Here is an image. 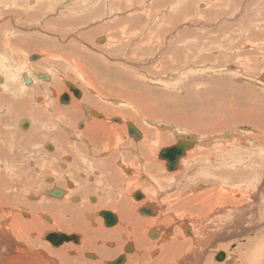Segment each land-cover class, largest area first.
Returning <instances> with one entry per match:
<instances>
[{
	"label": "rangeland",
	"instance_id": "obj_1",
	"mask_svg": "<svg viewBox=\"0 0 264 264\" xmlns=\"http://www.w3.org/2000/svg\"><path fill=\"white\" fill-rule=\"evenodd\" d=\"M0 1V22L1 24L4 22L6 28L12 27L8 44L22 46L28 43L29 38L31 39L30 47L49 52V49L53 51L46 56L45 54L41 55V53H38L39 59L25 61V55L31 57L37 54L31 53L29 55L20 48L1 46V43H3L2 39L5 36L3 35V31H0V35H3L0 38V79L3 80V83L4 80H20L24 82L23 79L26 76L32 80V84L28 86L26 84L25 89H22L23 86L20 84L18 87L15 86V88L9 89L13 91L11 95L12 102L24 97L22 100L26 99L31 104L29 107L31 111L30 115L23 116L22 118H12L9 122L2 125L3 128L17 132L20 125V130L22 131L29 132L33 130L37 134H45L46 137L57 130H61L65 138L70 139L69 142L87 147L86 139L82 138L81 140L80 137H77V134L75 137L73 130L75 131L76 121L78 123L77 131L83 129L82 124L86 126L89 122H93L89 120V117L92 116L90 111H98L105 115L103 122L107 130H111L113 126L119 127L120 120H125V123H131L140 132L141 138L134 140L130 137L127 132V125H122L126 129H122L124 134L120 135H123L124 140L130 137L133 140V144H137V142L142 143L144 139V132L136 124V121L142 123L145 128L156 130L159 133L156 138L165 134L168 138L167 144L155 145L156 150L153 157H151L152 162L157 167L160 166V163L165 165L164 161L158 159L161 149L174 145L179 140H190L194 141L195 144L187 152L201 150L209 153L212 159L218 161V164L214 168L212 166L206 167L204 164L201 170L211 171L214 174L212 180L223 185L226 190L231 187L235 190L231 192L238 191L237 193H239L241 198L244 195H246L244 197H247V192L252 195L264 192V146L260 148L253 139V136H261V133L251 123H246L251 121L249 119L252 113V111L249 112L251 108L256 116H258V113L264 116V82L260 79L264 75V60H262V58L264 59V0ZM48 20L53 21H51V24L46 25ZM45 25L54 31L50 30L51 32H47L44 29ZM61 35H64V38L66 37L63 41L58 39ZM99 39H105L106 41L104 40L103 43H99ZM99 46L102 47L99 48ZM42 60L48 63L47 66L43 67V70L34 65ZM71 62L76 63L77 69H71V67L75 68ZM57 64L60 66L58 65V67ZM84 69L87 71L85 72ZM39 75H47L49 79L40 80ZM58 80L61 81V85H58L56 89L55 86ZM42 83L50 85L45 87L41 85ZM93 84H95L99 91L102 90L101 94L95 90ZM67 85L78 89L81 97L75 98ZM32 86L33 88L27 93V88ZM39 88H44V90H40ZM92 90L94 93H91ZM63 94L71 97L70 101L66 104H61L59 101ZM251 96L252 98H250ZM85 97L97 100V107L94 108L93 104H86L84 102ZM230 97L239 102H234ZM131 98H136L138 108L129 101ZM229 99L232 101L230 102ZM221 100L224 104L223 102L218 103ZM49 103L51 105H48ZM114 103L117 105H114ZM69 104L70 106L78 104V111H72V113L68 114L57 112L60 108L70 107L68 106ZM220 104H223V106L220 107ZM45 106H49L47 108L48 114L45 115L48 121L43 120V124H38V120L35 119L37 117L33 115H42L38 114V112L41 113L38 110L43 111ZM243 106L249 108L245 109ZM51 108L55 110L53 111ZM111 108L115 109V114L106 113ZM243 109L244 111H242ZM239 110L241 113L244 112L243 115H241ZM222 111L224 114L221 113ZM7 113L8 111L4 109V111L0 112V115L7 116ZM233 113L234 116L231 117ZM12 114L16 113L12 112ZM237 115L241 116L238 117ZM42 116L44 117V115ZM105 120H110V122H106ZM116 120L119 123L114 122ZM223 121L226 130L218 129L221 126L220 124H223ZM24 123H29V127H22L21 124ZM185 123H188V125ZM79 124L82 125L81 128H79ZM237 137L240 139L243 137L242 139L247 145L243 147L240 143L241 141L239 144ZM112 138L114 139V137L110 138L111 141ZM218 138L222 139L220 144L228 145L232 150L246 148L247 151H240L239 153H242V155H233L235 157L232 158V155H220L218 157L217 152L214 153ZM198 140L202 141V144ZM31 143L32 146L30 143L28 145L31 149L21 158L22 163L24 160H27L26 164L28 168H19V172L11 171L8 176H11V181H13L14 176L18 175V173H31L33 177L39 179L43 187L52 186V189L42 190L40 184L28 183L31 181L30 176H22V180L11 182L16 194L20 195L26 203L34 205L32 203L33 200L29 196L33 194L39 199L50 195V191L55 186V184H52V180L60 179L62 183V186L59 188L60 192H64V197L68 201L73 202L72 200L78 197L69 196L68 192L64 190L66 185L65 180L67 178L68 183L71 184L74 183L72 182L73 180H76V185L81 187L88 180L84 179L85 174L79 171V176L77 177L68 176L62 167L58 168L57 165L59 164H56L54 160H52L50 166L45 165V168L41 163L36 161V164L40 168H44L42 171L37 166L32 167L29 161L38 159L36 155H40L41 152L46 150L44 148L45 145L53 147V142L31 141ZM114 146V144H110L106 149H113ZM84 149L82 148V150ZM73 152L72 150L67 152L70 158ZM92 152L94 151L92 150ZM12 154H17L14 148L12 149ZM185 158L186 155L179 160L180 165L175 171L168 172L165 169L166 173L175 174V172L179 171L178 168ZM40 160L42 162V159ZM203 160L207 159L204 158ZM20 163H18V166ZM59 163L63 162L60 161ZM198 163H201V161H198ZM190 170L192 171V169ZM214 170H216L215 173ZM0 171L4 172V167ZM89 174H94V171H89ZM129 174L127 172V175ZM239 177L240 180H238ZM45 178H48V182L45 181ZM160 178L162 179V177ZM173 179L174 182L172 184L167 185L166 183L157 193L158 201L162 207H167L170 201L174 203V199H166L164 196L166 194L170 195V190H173L174 187L180 189L181 195L179 196V200L185 199L183 203H187V199H189L187 197L188 194L193 195L197 190V188H187L179 175L173 177ZM185 183L188 185L189 181ZM98 185L99 182H96L95 187L97 188ZM211 186L209 184H198V191H204ZM57 188L58 185L55 189L57 190ZM255 202L256 200L252 198L244 200L242 202L243 205L223 204L228 206L227 212L237 213L239 206H252ZM218 207L219 205L214 206L208 214ZM29 210L30 208L24 206L12 207L8 212L9 215H0V220L6 223L11 216L15 214L19 216L18 213ZM186 211V209H182V212L187 213ZM162 212H165L164 209ZM178 212L180 213L181 211L174 212V214L178 216ZM91 214L96 216L95 213L91 212ZM208 214L196 218L201 219ZM30 215L32 216V212H30ZM46 215L51 219L48 213H39L37 217L44 222L42 217ZM171 215L172 211L167 210L166 217L170 218ZM237 215L238 218L245 220L244 213H237ZM67 216L66 214L64 217L67 218ZM154 217L156 218V214ZM19 218L22 219L20 216ZM85 219L94 227V223L91 221L92 217L85 216ZM99 219L101 220L100 217ZM99 219H97V222H99ZM177 220L182 221L180 218H176L172 222L174 223ZM232 220L235 219L233 218L231 221L229 219L225 220L227 223L224 224V227L230 225ZM172 224L169 223L168 225L173 226ZM164 226L163 224H158L149 227L146 234L150 242L156 240L153 235V229L157 228L160 233H163L166 231ZM194 231L192 233L193 237L190 240L200 236L196 230ZM82 233L83 236L86 234V232ZM38 234L42 243L46 244L47 241L44 237L47 233L38 232ZM185 234L191 238V235L187 232ZM256 234L257 231L254 229V234L250 232L243 233L240 236L234 224L230 231H224V237L220 241L214 246L207 247L208 253L200 256V262L205 264L207 257L211 255L212 259L210 261L214 264H239L241 257L233 255V250L237 249V243L241 242L243 244L245 240ZM72 235L82 237V234L76 232ZM125 241L130 243L129 245L134 244V238L132 237L125 238L124 241H121V245ZM219 244H223L225 247L228 246V250L215 249ZM104 246L109 247V245ZM159 248V245H156V248H154L157 251L156 256L152 255L151 251L145 255L143 251L140 252L134 248L132 251L136 252L134 254L135 257L128 259L127 263L125 262L124 264H143L145 261H154L161 255ZM124 249L119 254L122 253L124 256H127ZM31 250L41 252L38 248ZM194 251V247L188 253L184 251V254L179 257L180 263L192 264L187 259ZM217 253H223L224 255L221 262L216 261ZM96 254L101 258L102 264L112 261L111 259L106 261L107 257L102 256L98 252ZM69 256L73 258L74 253H69ZM46 257L48 256L46 255ZM50 260L57 263L56 259L50 258ZM67 262L68 260L66 259L65 263ZM78 264H85V262H80L79 260Z\"/></svg>",
	"mask_w": 264,
	"mask_h": 264
},
{
	"label": "bare ground",
	"instance_id": "obj_2",
	"mask_svg": "<svg viewBox=\"0 0 264 264\" xmlns=\"http://www.w3.org/2000/svg\"><path fill=\"white\" fill-rule=\"evenodd\" d=\"M53 20H48L46 25L51 24V21ZM46 25L44 26V29L47 30V32H49L50 30L54 31L53 29H51ZM5 28L6 26L4 22L2 24L0 22V31H3V35L5 36V38L2 39L3 43H1V46L4 47L8 46L9 48L10 47L20 48L29 55H31V53L37 54L33 57H28L27 55H25L24 56L25 61L26 60L28 61L29 59H39L40 56L38 55V53L39 54L41 53V55L45 54L46 56L48 55V53L53 52L51 51V49H49L50 50L49 52V51L41 50L39 48L30 47L31 39L29 38H28L29 40L28 43L25 44L26 46L24 44L22 46L21 45L14 46L11 43L8 44L9 35L12 27L9 26V28L8 27L6 29ZM3 35H0V38ZM57 38L56 40L59 39L60 41L61 40L63 41L66 37L64 38V35H61V37H59L58 39ZM104 40L99 39L98 42L103 43ZM48 41L47 43L50 44ZM101 47L102 46H99V48ZM262 60L264 59L262 58ZM71 64L72 66L75 67V68L71 67L72 70L77 69L75 62H71ZM34 65L35 67L43 70V67L47 66L48 63H45V61L42 60L41 62L36 63ZM58 65L59 64H57V66ZM86 71L87 70H85V72ZM262 77H264V75H262ZM29 79L32 82L31 78ZM48 79L49 77L46 75L45 80ZM58 85L59 86L61 85L60 80L56 82V86H55L56 89ZM93 87L95 88V90H97V92H100L101 94L102 90L99 91V89L95 86V84H93ZM32 88L33 86L28 88L27 92H29V90H31ZM22 89L25 88L22 87ZM12 93L13 91L9 90L7 87L0 88V108L9 107V108L17 109L18 112L24 109L20 113L11 114L13 118L15 117L22 118L23 116L30 115L31 111L28 106L29 104L28 101L26 99L22 100L24 98H20L19 100L12 102L13 101L11 96ZM91 93H94L93 90ZM231 98L233 100V97H230V99ZM250 98H252V96ZM232 100H230V102ZM129 101H131L132 104L137 107L138 102L136 98L135 99L131 98L129 99ZM233 101L236 102L238 100L236 101L233 100ZM84 102L90 105L93 104L92 106L94 108L97 107V103H98L97 100L93 98L91 99L89 97H85ZM222 102L223 101L221 100L218 103H222ZM215 103H217V101H215ZM70 104L68 106H70ZM223 104L222 105L220 104V107L223 106ZM114 105L117 104L114 103ZM78 108H79L78 104H72L68 108L66 107L60 108L59 110H57V112L68 114V113H72V111H78ZM54 110L55 109H53V111ZM110 111L107 110L106 113L107 114L116 113L115 109L113 108H111ZM242 111H244V109ZM251 111L252 113L249 118L251 119V121H248L246 123L247 124L251 123L257 130L260 131L261 136H253V139L255 143L259 145L260 148H263L264 116L261 113H258V116H256L252 108L249 109V112ZM93 112L99 114V115H94L95 117L100 116L101 119L102 118L104 119L105 115L103 113L101 112L99 113L98 111L91 110L90 111L91 115ZM221 113H223V111ZM234 113L233 115L231 114V117L234 116ZM243 113H241V115H243ZM38 114L44 115V117L40 115L41 121L42 120L48 121V118L47 119L45 118V114L42 111L41 113L38 112ZM33 116L38 117L37 115H33ZM244 119L246 120V118ZM89 120H92L93 122L87 124L86 126L83 125L82 132H77L76 127H75V131L73 130L75 137L77 134V137H80L81 140L82 138L86 139V143H87V147H86L85 145L78 146L69 142L70 139L65 138V135H63L61 130L60 131L57 130L54 133L52 132L53 134H49V136L46 137L45 134L44 135L41 133L37 134L36 131L33 130H30L28 133H23L20 131V125H19V130H17V132L14 133L15 139H11L8 137L10 135V130L3 128L2 125L5 124L6 122H4L2 117L0 116V169L4 167V172L0 171V215H4V214L6 216L9 215L8 213L9 210L12 207H16V206H21V207L24 206L30 208L29 211L32 212V216L30 215L29 211L18 213L22 219H20L19 216L15 214L11 216L6 223L0 220V264H57V263L78 264L79 260L80 262H85V264H102L101 258L97 256L96 252H98L102 256L107 257L106 261H109V259L114 261L117 260L118 257L119 258L123 257L122 264H124L125 262L127 263L128 259H132L133 257H135L134 254L136 253L132 251L131 253L127 254V256H124L122 253L119 254L121 251H123V247L127 242L125 241L123 245H121V241H123L122 238L125 236L134 238V242H133L134 245L133 246L131 245L132 250L135 248V250H139L140 252L143 251V254L145 253V255L146 253H149L151 251L152 255L156 256L157 251L154 248H156V245L160 246L159 248V250L161 251L160 257L154 261L151 260L145 261L143 264H181L179 257L184 254V251L188 253L192 247H194L195 251L187 259V261L192 262V264H202L200 262L201 261L200 256L208 253L207 247L214 246L218 241H220L224 237V231H230L234 224L237 227L240 236L243 233L252 232V234H254V229L257 231L256 235L245 240L243 244L241 242L237 243V249L233 250L234 253L233 255H237L238 257L239 256L241 257L239 264H264V229H263L264 228V224H263L264 223L263 220L264 192L262 194H256V195H252L251 193L247 192V197H244L246 196L244 195L241 198L239 193H237L238 191L231 192V191H235L231 187L230 189L226 190L225 187H223V185L217 183V181L212 180L214 174L211 173V171L205 169L201 170L204 164L206 167L212 166V168H214L215 165L218 164L217 163L218 161L212 159L209 153H206L201 150L198 151L193 150L190 152H186L185 154L186 158L182 160L180 166L181 168L180 167L178 168L179 171L175 172V174L173 173L168 174L165 171L166 163L165 165L160 163V166L157 167L156 164L152 162V158H151L153 157L156 150L155 145L157 146V145L167 144L166 142L168 141V138L165 134L164 135L160 134L161 136L156 138V136L159 135V133L156 130L145 128L142 123L136 121V124L144 132V139L142 138L143 139L142 143L137 142V144H133L132 143L133 140L130 139V137L128 138L126 136L127 138L124 140L123 135L122 136L120 135V134H124L122 129H126L125 127H122V125L123 126L127 125V123L124 122L125 120L122 121L119 119L120 120L119 127L121 128L113 126L111 130L110 129L107 130L105 128L106 125H104L103 121L94 120L92 117H89ZM105 121L110 122V120H105ZM114 122L119 123L118 120ZM185 124L188 125V123ZM180 125L182 126V124ZM220 125L221 126L218 129L226 130L224 121L223 124ZM106 134H108L107 135L108 137L106 136ZM19 137L21 138L20 151L19 149L14 148L17 154L8 153L7 151L9 149L10 144L7 143L16 142L19 140ZM111 137H114V139L112 138V141L110 140ZM238 137H237V142L239 143L241 141L240 143L242 144L243 147H245L247 144L242 139L243 137H241V139ZM29 140H31L32 142L52 141L56 145L55 153L54 151H48L47 149L45 150V153L48 154V157H45L43 162L51 163L52 160H54L56 164L57 163L60 164V167L65 168V172L68 174V176L77 177L79 176L78 175L79 171L85 174L84 179H88V180L81 187H78L76 185L75 182L76 180L72 181L74 182L72 183L73 185L71 183H68L67 178L65 180L66 185L64 187L65 188L64 190L68 192L69 196H78L80 198V201L70 202L65 197H63L64 192H60L59 189V187L62 186L61 182L58 183L59 185L55 182L56 187L58 185V188L57 190L56 189L53 190V191H58L57 193L58 197H55L53 195H46L37 199L35 195L33 194L30 195L29 197H31L30 199L33 200L32 203L34 205L26 203V201L23 198H21L20 195L16 194L15 190L12 187L11 182L22 180V176H30L31 181L28 183H38L40 184V188L42 190L52 189L51 186L46 188L43 187L42 183L39 182V179L33 177L31 173H27V172H24L22 174L18 173V175L14 176L13 181H11V176H8V174L11 171L19 172L18 163L21 162V156L23 154L25 155L31 149L30 147H28L29 143L32 146L31 141ZM221 140H222L221 138H218L216 140V147L214 148V153L217 152L218 157L220 155H224V156L232 155L231 156L232 158L235 157L233 155H242V153H239L240 151L241 152L247 151L246 148H241V149L238 148L232 150L230 149V147H228V145L226 146L225 144L223 145L220 144ZM199 142L202 144V141ZM110 144L115 145L113 149H106ZM13 146H15V144H13ZM82 148H85L84 149L85 151L82 150ZM70 150L74 151L71 154L72 155L71 159L69 158L67 153ZM92 150L94 152H92ZM49 155L53 158L52 160H50L51 158L49 157ZM204 158L209 161L203 160ZM60 161H62L63 163H59ZM198 161H201V163H198ZM23 163L26 164L27 160H24ZM179 165L180 164L178 162L177 167ZM13 167L16 168L13 169ZM190 169H192V171ZM89 171H94V174H89ZM127 171L131 172L130 176L127 175ZM215 172L216 170H214V173ZM177 175H179L182 178V182L185 184L187 188H191V189L197 188V190L193 195L188 194L187 197L189 199H187V203H183L185 200H181V199L179 200V196L181 195L180 189L174 187L173 190H170V195L167 194L164 195L166 199H174V203L170 201L167 207H162L158 201L157 193L159 192V189L166 183L167 185L172 184V182H174L173 177H176ZM160 177H162L163 180ZM84 179H79V180H84ZM238 180H240V177L238 178ZM186 181H189L188 185L185 183ZM96 182H99L97 188L95 187ZM197 182L198 184H209L212 186L204 191H198L199 187L198 184H196ZM137 194L140 195L139 198ZM90 196L95 197L96 200L89 201ZM252 198L256 200L254 205L252 206L244 205L238 207L237 213L238 214L244 213L245 220H242V218H238L236 212L235 213L227 212L228 206L223 204V203H228L234 206L238 204L243 205L242 202L244 200L252 199ZM36 199L37 201H35ZM216 205H219V207L213 210L210 214H208L212 210V208ZM145 208H147L148 210H146ZM163 209L165 212H162ZM182 209H186L187 213L182 212ZM103 210L110 211V213L116 215L117 221L115 226L106 227L103 223V219L100 217L101 218L100 220L98 217L94 220L93 222L94 227H92L90 223L86 221V219L83 216L85 212L99 213ZM167 210L172 211V215L170 218L166 217ZM141 211H144L145 214L143 215ZM177 211H181L180 213L178 212V216L174 214V212ZM39 213H48L52 220L49 219L47 215L43 216L42 219L46 223L45 224L37 217V214ZM66 214L68 215L67 218L64 217ZM155 214H156V218L154 217ZM205 214L208 215H206L204 218L201 219L196 218L198 216H202ZM176 218H180L182 221L177 220L173 223L172 220H175ZM233 218L235 220H232L230 225L224 227V224L227 223V221L225 220L229 219L231 221V219ZM97 219H99V222H97ZM169 223L171 224L173 223L172 224L173 226H169L168 225ZM158 224L165 225L164 228L166 229V231L160 233L159 229L157 228L153 229V233H154L153 235L156 240L150 242L146 232H148L149 227L156 226ZM54 230H57L58 232ZM194 230H196L200 234V236L193 240H190L193 237L192 233L195 232ZM38 232L40 233L42 232L43 234L47 233L44 237L47 241L46 244L45 243L43 244L42 241L39 239ZM71 232L80 233L82 234V237L73 236L72 234L74 233ZM82 232H86V234L83 236ZM185 232L191 235V238L190 236L186 235ZM48 234L49 236H47ZM52 235L53 237L49 238ZM64 236L66 237V240L62 239V237ZM62 242L65 244H61ZM110 242L115 243L114 245L115 247L113 249L111 247L113 245L111 244H110L111 246H109L111 248L104 246L106 245V243H110ZM49 243L52 244V246ZM34 248L40 249L41 252L32 251L31 249ZM215 249L218 250L224 249L225 251H227L228 246L225 247V245L219 244L215 247ZM90 251H96V252H90ZM69 253H74V257L71 258L69 256ZM219 254L221 253L216 254V258L218 257ZM46 255L48 257H46ZM49 257L56 259L57 263L55 261L54 262L51 261L52 259L50 260ZM66 259L68 260L67 263H65ZM211 259L212 256L209 255L207 257L205 264H214L212 261H210Z\"/></svg>",
	"mask_w": 264,
	"mask_h": 264
},
{
	"label": "water",
	"instance_id": "obj_3",
	"mask_svg": "<svg viewBox=\"0 0 264 264\" xmlns=\"http://www.w3.org/2000/svg\"><path fill=\"white\" fill-rule=\"evenodd\" d=\"M42 78L45 79V77H42ZM261 81L264 82V77L261 78ZM28 82H29L28 79H25V83L27 84ZM67 87L69 91L74 95L75 98L78 99L81 97V93L78 89L70 85H67ZM59 101L61 104H66L68 102V95L63 94L60 97ZM25 126L26 125L23 124V127ZM127 132L129 136L132 137L134 140H138L141 138L140 132L129 122L127 123ZM194 144H195L194 141L179 140L174 145L161 149L158 154V159L166 163V170L168 172H173L176 170L179 160L185 156L186 152L190 150L194 146ZM54 196L58 197V194L55 193ZM137 196L138 198L140 197L139 194H137ZM101 213H102V218L105 221L106 227L115 226L116 221H117L116 215L111 214L109 212H101ZM141 213L143 215L145 214L144 211H141ZM52 237L53 235L50 236L49 238H52ZM62 239L66 240V237L64 236L62 237ZM124 251H125V254H129L130 252H132V246L128 245L124 249ZM223 258H224V255L221 253L216 258V261L221 262ZM122 263H123V257H120V258L118 257L117 260L110 261L108 264H122Z\"/></svg>",
	"mask_w": 264,
	"mask_h": 264
},
{
	"label": "flooded vegetation",
	"instance_id": "obj_4",
	"mask_svg": "<svg viewBox=\"0 0 264 264\" xmlns=\"http://www.w3.org/2000/svg\"><path fill=\"white\" fill-rule=\"evenodd\" d=\"M31 57H33V56H31ZM42 76H45V75H40L39 76V79L40 80H42V78H40V77H42ZM46 77V76H45ZM25 79H28L29 80V82L27 83V86L28 85H30V84H32V82L30 81V79L28 78V77H24V79H23V81L24 82H21L20 80L19 81H10V80H4V83H3V80L2 79H0V83H2V84H0V88H4V87H7L8 89H13V88H15V86H17L18 87V85L20 84V85H22L23 86V88H25L26 86V83H25ZM43 80H45V79H43ZM42 86H49L50 84H44V83H42L41 84ZM29 88V87H28ZM27 88V89H28ZM40 90H44V88H39ZM28 93V92H27ZM24 98V97H23ZM70 101V98H69V96H68V102ZM52 103V102H51ZM48 105H50V103L48 104ZM28 106L30 107L31 106V104H28ZM49 106H45L44 107V110L42 111V110H38V111H42L45 115H47L48 113V108ZM4 109L5 110H7L8 111V113H7V116H2V115H0L1 117H2V119H3V121L4 122H9L13 117H12V112H14V113H20L21 111H23V110H21L20 112H18V110L17 109H13V108H9V107H7V108H0V112H2V111H4ZM94 115H99V114H97V113H95V112H93L92 113V118L94 119V120H97V121H103V118L101 119V117L99 116V117H95ZM46 118V117H45ZM36 120H38V124H43V120L41 121V117L40 116H38L37 118H35ZM91 122H89L88 124H90ZM26 126L24 127V128H28L29 127V123H24ZM77 121H76V125H75V127L77 128ZM82 125H84V124H82ZM82 125H80L79 124V128H81V126ZM21 126L23 127V124H21ZM5 129H8V128H5ZM9 130V129H8ZM82 130L83 129H81V130H78L77 132H82ZM21 132H23V133H28V131H22V130H20ZM14 133L15 132H12V131H10V135L8 136L9 138H11V139H15V137H14ZM20 138V137H19ZM7 143V142H6ZM7 144H10V146H9V149H8V153H10V154H12V149L13 148H15V149H19V151H20V148H21V138L18 140V141H16V142H10V143H7ZM13 144H15V146H13ZM32 144V143H31ZM51 146L50 145H45V149H47L48 151H54V153H55V151H56V145L53 143V147H51V148H53V149H51L50 148ZM26 155V154H25ZM24 154L21 156V158H23V156H25ZM37 156V158L38 159H32V160H30L29 161V164L32 166V167H34V166H37V168L39 167L37 164H36V161L38 162V163H41V165L44 167L45 165L46 166H50L51 165V163H46V162H43V160H44V158L45 157H48V154L47 153H45V151H43V152H41V154L40 155H36ZM49 157L51 158L50 160H52L53 158L49 155ZM69 158H70V156H69ZM40 159H42V162H41V160ZM71 159V158H70ZM58 164V163H57ZM55 165V164H54ZM58 166V168H60V164L59 165H57ZM19 168H22V167H27L28 168V165L27 164H23L22 162L19 164V166H18ZM45 168V167H44ZM44 168H40L39 167V169L42 171ZM64 168V167H63ZM53 171H55L54 169H52ZM63 171H65V168H64V170ZM65 180V179H64ZM45 181H47L48 182V178H45ZM53 182H52V184H55V186H54V189H55V187H56V183L58 184L59 182H61V180L60 179H57V180H55V179H53L52 180ZM56 182V183H55ZM47 184H49V183H47ZM59 185V184H58ZM47 187H50V186H47ZM52 187V186H51ZM60 188V187H59ZM53 189V190H54ZM50 191V195H53L54 196V194L55 193H58V191ZM65 195V194H64ZM64 195H63V197H64ZM78 197V196H77ZM91 200H96V198L95 197H89V201H91ZM72 201H80V198L78 197V198H74ZM101 212H109L110 213V211H105V210H103V211H101ZM101 212H99V213H95L96 214V216L98 217H101L102 218V213ZM86 213L87 212H85L84 214H83V216H84V218H85V216H87L86 215ZM99 214V215H98ZM112 214V213H111ZM68 217V216H67ZM103 219V218H102ZM103 223H104V225H105V221H104V219H103ZM106 226V225H105ZM65 234H67V233H65ZM70 242V241H69ZM50 244V243H49ZM61 244H65V243H61ZM115 245V243L114 242H110V243H106V245H109V246H111V245ZM130 243H128V242H126V244L124 245V247H123V249L126 247V246H128ZM132 245V244H131ZM134 245V244H133ZM132 245V246H133ZM51 246H52V244H51ZM113 246H111V247H113ZM53 247H54V245H53ZM115 247V246H114Z\"/></svg>",
	"mask_w": 264,
	"mask_h": 264
},
{
	"label": "crops",
	"instance_id": "obj_5",
	"mask_svg": "<svg viewBox=\"0 0 264 264\" xmlns=\"http://www.w3.org/2000/svg\"><path fill=\"white\" fill-rule=\"evenodd\" d=\"M127 172H129V171H127ZM129 173L131 174V172H129ZM130 174H129L128 176H130ZM184 200H185V199H184ZM145 209L148 210L147 208H145ZM86 215H87L88 217H92V219H91L92 223H93L94 220L96 219V216H93V215L91 214V212H87ZM146 217H147V216H146ZM97 218H98V217H97ZM125 238H128V237L125 236V237L122 238V240L124 241Z\"/></svg>",
	"mask_w": 264,
	"mask_h": 264
}]
</instances>
